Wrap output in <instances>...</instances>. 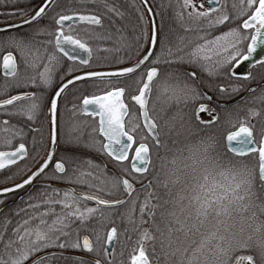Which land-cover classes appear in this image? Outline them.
<instances>
[{
    "label": "snow or ice",
    "instance_id": "6c2138e0",
    "mask_svg": "<svg viewBox=\"0 0 264 264\" xmlns=\"http://www.w3.org/2000/svg\"><path fill=\"white\" fill-rule=\"evenodd\" d=\"M141 4L146 7H134V20L112 0H42L27 12L14 2L6 13L21 19L0 29L16 32L0 41L12 49L3 54V67L15 93L0 99L7 117L0 121V143L8 146L0 150V170L16 166V171L5 177L13 182L0 193L25 186L31 191L8 212L0 208V264H117L114 245L120 230L107 225L121 208V218L138 236L131 264H264V128L257 141L250 119L264 112V71H257L264 70V55L256 58L257 49L264 50V0H233L231 12L227 0H208L207 8L204 0H169L159 12L150 0ZM166 9H172L184 35L165 30ZM80 23L104 29L97 39L105 43L94 50L74 27ZM21 25L31 32L21 33ZM94 51L97 63L107 66L82 71L91 67ZM63 58L73 62L66 69ZM244 62L248 69L238 73ZM76 82L96 89L81 93L83 110L99 117L93 131L100 139L85 145L107 162L55 155L60 101L77 115L73 101L80 96L65 95ZM154 88L167 102L191 105V112L181 110L161 125L150 108ZM240 92L248 94L242 103L261 107L248 108L238 126L229 120L234 130L219 139L201 135L220 121L221 105L214 96L231 99ZM177 120L188 141L183 144L179 131L177 139L171 138ZM161 149L171 160L160 155ZM178 163L187 170V180L173 195L170 184L179 179ZM56 182L94 191L61 188ZM82 201L94 206L82 207Z\"/></svg>",
    "mask_w": 264,
    "mask_h": 264
},
{
    "label": "flooded vegetation",
    "instance_id": "af4514ba",
    "mask_svg": "<svg viewBox=\"0 0 264 264\" xmlns=\"http://www.w3.org/2000/svg\"><path fill=\"white\" fill-rule=\"evenodd\" d=\"M93 1V0H92ZM90 2V4H92L93 2ZM15 2V6L19 7V8H23L25 9V11H30L31 9L37 7L42 0H0V29H2L4 27V25L6 24H11V23H17L21 17L19 16H12V17H8L6 15V13L11 12L13 10V3ZM114 2V0L112 1ZM169 2V0H150V4L154 7V9L159 12V5L161 3L167 5ZM173 4H175V0H172ZM197 2H199V0H197ZM233 0H227V6H228V11L231 12ZM116 3H122L126 9V11L130 14V17L134 20L135 19V11H134V7L135 6H139L141 8V10L143 11L144 8L142 6V4L139 2V0H117ZM204 7L207 8L208 7V0H204ZM170 16H173L172 13V9H166L164 12V17H165V21H166V25H165V30H171L174 34V36H178V32L180 33L179 35H184L183 31L180 28V23L178 20H175L174 16L173 19H169ZM24 18H27L26 16ZM145 19L147 20V15L145 12ZM155 19L157 20V22H159L160 20V16L157 15L155 16ZM82 25H86L89 26L87 24H76L74 25L75 28H77L78 32L80 33L81 31V26ZM19 31L21 33H25V32H31V29L28 28V26L26 25H21ZM16 32L13 29H7L6 31H0V41H4L9 35H15ZM215 34V33H214ZM36 39L40 40V39H45L44 37H36ZM7 50H12L10 47H5L3 44H0V99L2 98H6V95L9 94L11 92V84L13 83V78L10 76H6L5 75V69L3 67V54L5 53V51ZM51 50V49H50ZM15 55H18L16 53H14ZM261 56L264 55V50L260 52ZM73 62L68 61L66 58H63V63H62V67H65L72 64ZM18 68L20 70V74L23 75L24 71H23V65L18 63ZM84 70L82 71H89V70H97V69H90L88 66H85ZM89 68V69H88ZM74 74H79V73H74ZM201 78L202 79H206L207 78V73H202L201 74ZM81 83H77L75 88L70 87L68 93H66L65 95L68 97H71V94L73 92L77 94L76 90L78 89L79 86H81ZM252 87H256V85H252ZM156 90V89H155ZM158 92V90H157ZM156 92V94H157ZM11 94H15L14 92H11ZM159 97L161 98H165L164 95H161L159 92ZM244 94H240L237 98H239V100H241V97H243ZM237 98L231 100V101H221V97L219 96H214V100L217 101L220 105L221 104H225L224 107L221 108H225L228 105L233 104L234 102H236ZM166 101V99H164ZM74 103L77 104V115H73L71 111L68 110V108H70V106H65L64 101L61 100L60 101V112H59V143L57 146V151L55 153L57 158H61L64 156H75V158L78 161H84L88 158H92L94 159L96 162H107L108 158H102V157H98L96 156V150L88 147L85 145V142L87 141H91V140H99L96 137L99 136L98 131H93V129H98L99 126V117L98 116H93L92 114H85L83 113L82 110V102H83V98L79 99V100H74ZM126 103H134L132 101L126 100ZM168 103V102H167ZM171 105H177L175 104V102H169ZM215 106V105H214ZM221 108H218L217 111L220 114V121L215 124V126H218L219 132H220V137H221ZM189 110L191 112L192 110V106L189 105ZM78 117L81 118V120H79L77 123L76 119L78 120ZM203 119L207 120L209 119V115L207 113L203 114L202 116ZM7 119V117L5 116L4 112L2 110H0V121ZM125 119L127 120L128 117H125ZM255 120H251L252 124L255 125L254 128V136L255 139L258 141L260 138V133H261V129L264 128V115L258 116L254 118ZM137 123H141V119L140 116L137 117L136 120ZM13 123H15V121H13ZM75 125V126H74ZM77 127V129L73 130L71 129V127ZM92 130H88V128L92 127ZM79 128L81 130H79ZM234 130V129H233ZM45 136L47 137L48 135V124L47 122L45 123ZM204 135V133H202ZM226 134V133H225ZM70 137H79L80 142L79 143H68V139ZM2 134H0V140H2ZM14 144H16L17 142L14 141ZM99 144H96V148L98 149ZM0 150H8V146L3 145L2 143H0ZM85 155H88L89 157H84ZM251 157V155H250ZM254 159H256L254 157ZM109 168L112 167L111 164L108 165ZM16 171V166H10L9 170H0V188L2 187H8L11 186L13 180L12 179H5V177H11ZM58 187L61 188H66V187H71L76 189V191L78 192H93V189H88L87 186H83V185H78V184H62L60 182H56ZM29 191H31V189L28 186H25L24 189H16L13 193H10L8 195L5 196H0V208H2L4 210V212H8L9 209L14 208L16 205L20 204V198L24 197L26 193H28ZM82 203V207H86V206H94V203L92 202H88V201H83ZM116 213L112 214V221L113 224L116 223V219L114 218V215H116ZM107 226H111V225H107ZM105 226L102 225L101 229L103 230ZM111 251V250H110ZM59 254V253H58ZM65 255H67V253H65ZM131 262V260H130Z\"/></svg>",
    "mask_w": 264,
    "mask_h": 264
},
{
    "label": "trees",
    "instance_id": "16d2710c",
    "mask_svg": "<svg viewBox=\"0 0 264 264\" xmlns=\"http://www.w3.org/2000/svg\"><path fill=\"white\" fill-rule=\"evenodd\" d=\"M91 1L92 0H87V2L89 4H90ZM116 1L117 0H114V2H116ZM92 2L95 3L96 0H93ZM96 10L103 11V9H96ZM107 27H108V22L106 20L105 21V28H107ZM103 32H104V29H98V28H95L93 26L82 25L79 35H80V37L82 39H84L88 43H90L91 46L93 47V49L95 50L101 44L105 43V41H101V40L97 39L98 35H100ZM179 34L180 33L178 32V35ZM107 43H110V42H107ZM95 55H96V53L94 51L92 65H91V67H89L90 69L91 68L92 69H98L100 67L107 66V65H104V64L97 63V61L95 59ZM119 55L122 56L123 53H120ZM69 65H71V64H69ZM112 66H116V65H112ZM84 69H86V68H83L82 70H84ZM257 71L259 72V71H264V70L257 68ZM221 82L227 84L228 80H227V78H223ZM257 82L258 81L251 82V86L252 85H256ZM133 87H135V85H133ZM155 89L156 88L153 89L152 103H150V108L152 109L153 115L156 117L158 123H160L161 125H164L165 121H166L167 117H169V115H170V117L171 116L173 117L174 115H176L181 110L186 112V113H190L189 106L188 107H184L183 104H181V105H171L169 102L167 103V101L162 100L160 102H162V104H164V106H165V114H167V116L165 115V117H164L161 114L158 115L157 110L155 109V106L158 103H160V102H157V100L155 99V96L157 95V94L155 95V91L157 92V89L156 90ZM76 92L79 93V94H77V96H80V99H81V98H83L81 96V93H83L84 95L94 94V93H96V89L95 88H91V87L85 88V86L82 84L81 86L78 87ZM240 94H244L243 97H246L248 95L245 92H240L238 95L233 96L231 99H227V97L225 96L224 98L221 99V101H226V102L231 101V100L237 98ZM252 107H255V108L259 109L261 107V105L258 104V103H255V102L249 103V104H245V103H242L241 100H239V101L234 102L231 105H228L225 108H221V136L224 135L227 131L233 130L232 123H236L237 126H238L239 118L242 117V116L247 115L248 108H252ZM168 112H170L169 115H168ZM229 113L231 115H229ZM261 115H264V112H262ZM254 118L255 117H250L251 120H255ZM79 120H81L80 117H78V120L76 119L77 123H79L78 122ZM229 120H231L232 123H229ZM177 122L179 123L178 120H177ZM74 126L71 127V129H73V130L77 129L78 126L77 127H74ZM92 128H93V126L91 128L89 127L88 130H92ZM79 130H81V129L79 128ZM177 131H179L181 133V137L180 138L182 140V144L188 142V141H184L183 140V137H184L185 133H183V131L179 127L176 128L175 130H173V133L175 132V134L174 135L172 134L171 138L172 139H177V136H176V132ZM203 133H204V135L214 136L217 139L220 138V132H219L218 126H215V125L213 127H211V128L205 129ZM201 135H203V134L201 133ZM96 138L100 139V136H97ZM169 146L171 147V144ZM160 155L161 156H167L168 160H171V154L166 153L163 149H161ZM184 155L186 156L187 152H185ZM96 156H98V157L100 156L102 158H106L104 155H102L99 152H96ZM84 157H89V156L85 155ZM250 160H251V162H255L254 157H250ZM156 164H157V167L159 168V166L161 164V161L157 160ZM177 167L179 168V171L176 173V175L179 177V179L177 180V182L174 185L170 184V187L172 188L173 195H176L177 193H179L184 188V184L186 183V180H187V177H186V171L187 170H185L182 167V165H180L179 163H178ZM148 179H151V176H149ZM146 182L147 181H145V183ZM97 194H99L102 197H104L106 195V193H104V192H100V193H97ZM124 211H125V209L121 208L119 210V212H117V214L114 215V218L116 219V223L111 225V226H117L118 229L120 230L119 242L115 243V245H114V247L116 248V252H117V255H116L117 264H130L131 255L134 254L133 253V248L137 247V244H136V241L138 239L137 233L131 231L132 225H130L126 219H122L121 218L120 213H122ZM125 228L129 229V231L127 233L124 231ZM146 248H147V250L149 252L150 259L155 260V256L151 255L150 247L148 245H146ZM158 252H159V249H158Z\"/></svg>",
    "mask_w": 264,
    "mask_h": 264
},
{
    "label": "water",
    "instance_id": "95a60500",
    "mask_svg": "<svg viewBox=\"0 0 264 264\" xmlns=\"http://www.w3.org/2000/svg\"><path fill=\"white\" fill-rule=\"evenodd\" d=\"M139 2L141 3V0H139ZM143 6V8H145L146 6L145 5H142ZM146 15H147V18H148V13H146ZM81 24H84V23H81ZM261 51H263V50H261V49H257V57L256 58H258L259 56H261V54H260V52ZM67 59V58H66ZM248 69V64H247V62H244V63H242L240 66H238L237 68H236V71L238 72V73H242V72H244L245 70H247ZM77 83H80V82H76V84ZM239 99V98H238ZM224 105L225 104H221V107H224ZM83 102H82V110H83ZM83 113H85V114H91L90 112H85L84 110H83ZM140 119H141V123L143 124V117L142 116H140ZM8 187H10V186H8ZM11 193H13V192H11ZM8 194H10V193H0V196H5V195H8ZM92 203H94V202H92ZM112 247H113V245H110L109 246V250H111L112 249ZM130 264H131V262H130Z\"/></svg>",
    "mask_w": 264,
    "mask_h": 264
},
{
    "label": "rangeland",
    "instance_id": "374dc122",
    "mask_svg": "<svg viewBox=\"0 0 264 264\" xmlns=\"http://www.w3.org/2000/svg\"><path fill=\"white\" fill-rule=\"evenodd\" d=\"M155 95H156V91H155ZM158 96H159V94H158V92H157V95L155 96V99L157 100V102H160V101H162V100L165 99L164 97H163V98L159 97V99H158V98H157ZM155 109L157 110L158 115L161 114V115H163L164 117H165V115L167 116V114H165V106H164V104H162V102L158 103V104L155 106ZM169 113H170V112H168V115H169ZM171 118H172V116L170 117V115H169V117H167L166 121H170ZM178 127H179V123L177 122V127H176V128H178ZM174 130H175V129H174ZM172 134L174 135L175 132L172 133Z\"/></svg>",
    "mask_w": 264,
    "mask_h": 264
},
{
    "label": "bare ground",
    "instance_id": "6f19581e",
    "mask_svg": "<svg viewBox=\"0 0 264 264\" xmlns=\"http://www.w3.org/2000/svg\"><path fill=\"white\" fill-rule=\"evenodd\" d=\"M236 101H239V99L237 98V100Z\"/></svg>",
    "mask_w": 264,
    "mask_h": 264
}]
</instances>
